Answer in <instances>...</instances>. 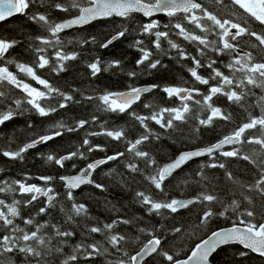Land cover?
<instances>
[{"label": "snow or ice", "instance_id": "6c2138e0", "mask_svg": "<svg viewBox=\"0 0 264 264\" xmlns=\"http://www.w3.org/2000/svg\"><path fill=\"white\" fill-rule=\"evenodd\" d=\"M33 3L34 0H0V21H5L17 13L26 14V10ZM210 3L215 5L218 11H211L203 0H70V2L59 0L53 6L65 13L75 9L77 14L74 18L63 22H53L44 13L32 14L29 18L45 28L49 35L34 38L39 43L32 48L35 59L31 64L6 60V54L16 46L18 41L0 38V125L21 115L24 110H28L25 109V104L31 106L30 110H34L44 117L58 109L67 107L68 102L73 100L72 95L62 92L47 79H43L37 74L39 69L46 67L53 72H62L65 70V61L76 59L77 53H67L63 50L64 42L59 34L64 29L73 25L89 24L103 18L119 17L128 20L134 13H142L149 20L140 24L139 31L154 37L151 43L157 50L161 49L162 41L167 40L169 47L177 49L181 58L191 60L192 66L188 68V72L192 78V85H166L162 88L159 84L143 88L129 85L125 91L105 92L98 97L103 102L104 110L127 113L144 129L138 138L127 141L126 152L130 153L133 158L143 161L146 168L152 167L151 174L145 178L154 186V189L159 190L165 197H167V193L163 187L164 182L175 170L194 157L208 156L211 159L210 163L202 164L197 171L196 175L201 177L199 181H196L198 184L207 180V176L204 174L205 168L224 169L226 178L233 183L237 182L233 173L227 170L225 163L218 162L215 158L217 153L224 158L235 157L248 161L259 171L254 173L252 182L243 185V187L264 200V94L260 95L254 104L247 107L241 123L215 144L194 151L181 152L174 160L163 166L157 164L149 152L140 150L139 147L145 142H150V137L153 136L148 121H154L161 129L177 130L182 125H187L190 120H195L198 121V124L194 131L199 132L201 126L208 127L216 121L234 123L233 114L215 106L214 97L217 99L221 96L226 97L227 101L245 108V101L248 97H256L255 89L264 92V0H227V2L226 0H210ZM157 13L166 15L169 18V23L161 26L159 20L154 18ZM173 21L175 22L173 23ZM252 22L258 23L260 31L254 30L250 26ZM189 25L192 27L189 28ZM161 27L167 30L162 31ZM197 29L199 34L196 32ZM128 31L127 27L117 29L99 46L108 48L114 41L124 37ZM172 31H175L177 36H182L185 40L195 43L199 56L186 53L178 43L174 42L170 38ZM212 35H215L217 39L210 40L209 36ZM89 42L96 43V37H91L90 41H82V43ZM134 46L141 53L140 58L136 61L137 65L147 64L150 69H156L160 65L159 59H151L153 53L144 47L142 40H136ZM49 47L54 49L50 55L47 53ZM209 48L216 54L214 59L207 56ZM201 57L207 59V63ZM222 57L228 58L227 63L223 62ZM221 63L227 72L218 66ZM11 64H14L16 71L10 70L9 65ZM119 65L120 61L114 60L108 67ZM88 67L93 76L102 70L99 59L90 63ZM203 68L209 70L206 77L198 71ZM104 70L106 71L107 68ZM20 74L30 77L31 80L42 86V89L25 82ZM127 75L136 77L138 73L129 71ZM196 85H205L207 88L202 91ZM14 89H19L23 96L16 98L13 93ZM153 89H160L169 100L175 98L179 103L174 107L159 108L151 104H144L145 108L150 109L149 115H140L132 111V106L140 102L141 97L145 93L152 92ZM50 97L59 98L56 101V106L42 103ZM87 99L92 100L93 97L90 96ZM254 108H260L258 115L253 114L252 109ZM199 113H204V118H201ZM92 119L95 120L96 117L94 116ZM88 123L87 120H79L75 127H68L66 130L75 131ZM65 127L60 124L57 130L33 138L15 150L0 146V155L10 160H22L24 153L37 144L46 143L61 136L62 131L59 129ZM88 135H106L114 140L127 139L123 129H105L103 132H93ZM155 138L159 139L160 137L156 135ZM224 145L233 147L231 150L221 152L220 149ZM84 146H87L86 151L77 149V151L59 157L49 154L46 159L63 168L66 161L74 158L86 159V153L104 150L101 145L91 144L87 137L82 142L81 147ZM249 148H251V155L248 153ZM124 156L125 152H117L105 159L87 163L86 167L80 169L77 175L60 176L59 180L63 181L69 190L68 199L72 200L71 189L77 188L81 184L94 183L88 177L100 165ZM72 167L75 168L76 165L73 164ZM126 167L134 173L141 171L136 163H128ZM38 179L44 182L43 185L29 183L27 177L24 180H0V193L6 194L4 198H0V264H4L6 256L10 258L16 254L23 257L24 264H52L51 258L53 257L57 258V264H81V260L86 264L89 258L110 255L108 246H111V249L116 253L122 254L119 259L110 260L108 264H141V261L147 264L145 258L151 257L153 254L161 256L169 264H211V259H214V254L218 250L232 245L242 246L244 250L238 252L241 257H246L251 252L264 258V218H262V222H254L256 214L247 208L239 213L231 227L205 232L188 249L182 259L178 257V254H170L169 251L164 250L161 237L154 233L150 234V238L135 254L130 255L124 250L126 237L113 231L114 225L117 223L115 220L102 226H93L88 230L90 234L103 233V241L94 240L91 243L75 244L71 252L66 253L64 246L67 244L68 238L74 236L75 233L63 230L57 224L40 223L35 218L42 214H48L55 206V193L50 186L51 181L55 178L40 176ZM95 187L103 188V185L95 184ZM9 193L19 194L20 199L13 197L11 202H8L7 194ZM40 197H46L47 203L38 208L35 216L30 214L25 217L23 210L32 206L34 202H40ZM136 197L142 205L148 207L149 212L156 214H160L162 209L176 213L179 209L188 208L196 201L207 202L202 216L198 217L199 223L193 226L194 231H202L213 216H225L230 209L235 213L241 207V202L233 199L230 204L222 205L224 211H213L212 206L222 202L217 195L207 191L206 187L194 199L188 200L176 198L156 200L145 192H137ZM243 200L248 204L253 203L252 197L249 195L243 196ZM61 210L63 211V209ZM70 211L72 214L67 216L68 220H72L73 215L86 214L87 210L83 204L73 203ZM17 220L20 223H17ZM122 222L129 223L127 220ZM21 224L25 227H22ZM140 231L144 232L145 229L141 228ZM174 231L179 233L181 229L176 228ZM11 264H14V261Z\"/></svg>", "mask_w": 264, "mask_h": 264}, {"label": "trees", "instance_id": "16d2710c", "mask_svg": "<svg viewBox=\"0 0 264 264\" xmlns=\"http://www.w3.org/2000/svg\"><path fill=\"white\" fill-rule=\"evenodd\" d=\"M55 2H59V0H34L30 8L26 10V14L18 13L0 22V38L18 41L16 46L6 54V60L31 64L35 59L32 48L39 43L34 38L49 35L45 28L29 18L32 14L44 13L53 22L76 14L75 9L67 13L56 9L53 6ZM203 2L211 11H218L217 7L210 3V0H203ZM154 18L159 20L161 26L169 23V18L164 14L157 15ZM148 20L149 18L134 13L132 18L128 20L119 17L103 18L86 26L61 32L59 35L64 42L63 50L67 53H77L76 59L65 61V70L62 72H53L46 67L39 69L37 74L41 78L47 79L49 83L62 92L72 95L73 100L68 102L67 107L58 109L56 112L44 117L34 110H30L31 106L25 104V109L28 110H24L21 115H17L12 120L0 125V146L12 150L40 135L50 134L52 131L57 130L60 124L66 126L64 129H59L62 131L61 136L55 137L46 143L37 144L24 153V159L22 160H10L0 155V180H24L27 177L29 183L43 185L44 182L39 180L38 177L52 176L55 178L50 183L55 193V206L51 208L48 214H42L35 218L40 223L57 224L63 230L75 233L74 236L68 238V242L64 246L66 253H70L75 244L91 243L94 240L103 241V233L90 234L88 230L93 226H102L115 220L117 223L114 225L113 231L126 237L124 250L130 255L150 238V234L154 233L161 237L164 250L169 251L170 254H178L179 258H183L184 254L193 246L195 241H198L200 236L205 232L232 224L245 208L255 212L254 222H261L264 218V200L243 187V185L251 183L254 173L259 171L248 161L235 157L224 158L217 153L215 158L218 162L225 163L227 170L233 173L237 182L229 181L225 176L224 169L205 168L204 174L207 176V180L198 184L196 181H199L201 177L196 175L197 171L202 164L210 163L211 159L205 156L191 160L176 170L164 182L163 187H165L167 193V197H165L159 190L154 189V186L145 178L151 174L152 167L146 168L143 161L139 158H133L130 153L126 152L127 141L138 138L144 129L127 113L104 110L103 102L98 97L105 92L124 91L129 85L138 87L159 84L161 88L166 85H192V78L188 72V68L192 66L191 60L181 58L177 49L169 47L167 40H163L161 49L157 50L155 45L151 43L154 37L142 34L139 31L140 24L146 23ZM250 26L254 30L260 31L257 22H252ZM121 27H127L129 30L124 37L114 41L106 49L99 46ZM188 27L191 28L192 26L189 25ZM160 30L165 31L167 29L161 27ZM196 32L199 34L198 29ZM91 37H96V43H82L84 40L90 41ZM170 38L178 43L186 53L199 56L195 43L185 40L182 36H177L175 31L170 32ZM209 39H217V37L212 35L209 36ZM136 40H142L144 47L152 51L151 59L161 61L156 69L148 68L147 64H136L141 56L138 48L134 46ZM53 51L54 49L51 47L47 49L49 55ZM207 56L214 59L216 54L209 48ZM97 59L101 61L102 70L93 76L88 65ZM201 59L205 58L201 57ZM222 59L224 63H227V57H222ZM114 60H119L120 65L108 67ZM205 63H207V59H205ZM218 66L221 67V70L227 72L222 63ZM9 68L16 71L14 64L9 65ZM105 68H107L106 71ZM129 71H136L138 75L129 77L127 75ZM198 71L206 77L209 70L203 68ZM20 75L21 78L25 79V82L39 88L30 77ZM196 86L202 91L207 88L205 85ZM255 92L256 97L250 96L245 101V108L227 101V98L223 96L219 99L213 98L215 106L233 114L234 123L216 121L211 126H201L200 131L196 132L194 128L197 126L198 121L195 120H190L187 125H182L177 130L161 129L154 121H148L153 136L150 137V142H145L139 146L140 150L149 152L157 164L161 166L181 150L203 147L215 142L240 124L244 119L247 107L254 104L256 99L264 94L260 89H255ZM13 93L16 98L23 96L19 89H14ZM90 96L93 97L92 100L87 99ZM57 99L59 98L50 97L42 103L56 106ZM178 103L179 101L175 98L169 100L160 89H153L152 92L145 93L141 97V101L134 104L131 110L140 115H149L150 109L145 108L144 104H151L159 108L174 107ZM252 111L253 114L258 115L260 108H254ZM199 114L201 118H204V113ZM94 116L96 117L95 120L92 119ZM79 120H87L89 123L83 128H77L75 131L66 130L68 127H75ZM105 129H123L127 139L114 140L106 135H88L93 132H103ZM156 135H159L160 138L156 139ZM85 137L90 140L91 144L101 145L104 150L86 153V159L74 158L66 161L63 168L46 159L49 154L59 157L77 151V149L86 151L87 146L81 147ZM232 147L220 151H228ZM117 152H125V156L100 165L91 174V180L94 183L92 185H82L77 190H71L72 200L68 199L67 193L69 190L63 187V183L59 180L60 176L74 173L78 169L86 167L87 163L93 160L106 158ZM248 153L252 154L251 148L248 149ZM128 163H136L141 171L132 172L126 167ZM73 164L76 165L75 168L72 167ZM95 184H101L103 188H96ZM205 187L207 191L217 195L222 202L214 204L212 206L213 211H224L222 205L230 204L233 199L241 202V207L235 213L230 209L225 216H213L202 231H194L193 226L199 223L198 217L202 216L207 202L200 203L196 201L188 208L179 209L176 213H172L168 209H162L160 214H156L155 212H149L148 207L142 205L136 197L137 192L150 194L156 200L195 197L200 191L205 190ZM5 195L0 193V198H4ZM245 195L252 197V204H248L247 201L243 200ZM13 197L20 199L19 194L9 193L7 194L8 202H11ZM46 203L47 198L40 197V202H34L32 206L25 208L23 215L25 217L30 214L35 216L38 208ZM73 203L83 204L87 211L86 214L73 215V219L68 220L67 216L72 214L70 210ZM125 220L129 223L122 222ZM17 223H20V221L17 220ZM21 226L25 227L23 224ZM141 228L145 231L141 232ZM176 228H180L181 231L179 233L175 232L174 229ZM108 247L110 248V255L89 258L86 264H108L110 260L114 261L121 257V253H116L111 249V246ZM242 250L244 249L237 245L227 246L218 250L214 254V259H210L213 264H264V258L250 252L246 257L239 256L238 252ZM51 260L52 264H57L56 257L51 258ZM12 261H14V264H24L23 257L20 254L4 258V264H11ZM81 264H85V262L81 260ZM147 264H169V262L163 260L161 256L153 254L147 259Z\"/></svg>", "mask_w": 264, "mask_h": 264}, {"label": "water", "instance_id": "95a60500", "mask_svg": "<svg viewBox=\"0 0 264 264\" xmlns=\"http://www.w3.org/2000/svg\"><path fill=\"white\" fill-rule=\"evenodd\" d=\"M18 14V13H17ZM77 14V13H76ZM76 14H74V15H72V16H69V17H66V18H63V19H61V20H59V21H57V22H63V21H66V20H70V19H72V18H74V16L76 15ZM136 14H139L140 16H142V17H144L143 16V14L142 13H136ZM160 14H163V13H157V14H155V16H157V15H160ZM14 15H16V14H14ZM13 15V16H14ZM10 18V17H9ZM145 18H148V17H145ZM8 19V18H7ZM99 20V19H98ZM95 21H97V20H95ZM0 22H2V21H0ZM92 22H94V21H92ZM91 22V23H92ZM90 24V23H89ZM86 25H88V24H85V25H73V26H71L70 28H66V29H64L62 32H64V31H68V30H71V29H74V28H80V27H83V26H86ZM148 86H150V85H143V86H138V87H141V88H143V87H148ZM125 91V90H124ZM221 139V138H220ZM219 140V139H218ZM218 140H216L215 142H213V143H211V144H215V143H217L218 142ZM211 144H208V145H206V146H203V147H196V148H191V149H185V150H181V151H179L171 160H169V161H167V162H165V163H163L161 166H163L164 164H167V163H170L172 160H174L181 152H187V151H194V150H197V149H201V148H205V147H207V146H210ZM231 145H224V147L223 148H226V147H230ZM222 148V149H223ZM221 150V149H220ZM202 157H205V156H202ZM202 157H194L192 160H194V159H199V158H202ZM99 159H105V158H99ZM99 159H96V160H99ZM96 160H93V161H91V162H94V161H96ZM191 161V160H190ZM189 162V161H188ZM90 163V162H89ZM187 163V162H186ZM185 163V164H186ZM184 164V165H185ZM184 165H182V166H184ZM181 166V167H182ZM83 168H85V167H83ZM80 169H82V168H80ZM80 169H78L76 172H74V173H70V174H66V175H64V176H74V175H77L78 174V172H79V170ZM180 169V168H179ZM178 170V169H177ZM176 171V170H175ZM174 171V172H175ZM173 172V173H174ZM92 174V173H91ZM89 179H91V176L90 177H88ZM62 183H63V187L64 188H66L65 187V185H64V182L63 181H61ZM85 184H88V183H85ZM85 184H81L80 186H82V185H85ZM93 183H91L90 185H92ZM79 186V187H80ZM79 187H77V188H74V189H71V190H77ZM67 189V188H66ZM177 199H184V200H188V199H194V197H188V198H177ZM262 222V221H261ZM232 226V224H230V225H227V226H221V227H219V228H225V227H231ZM219 228H216V229H214V230H217V229H219ZM147 242V240L144 242V243H146ZM143 243V244H144ZM143 245H141L140 247H139V249L142 247ZM237 246H239V245H237ZM240 248H242V246H239ZM138 249V250H139ZM243 249V248H242ZM137 250V251H138ZM251 253V252H250ZM133 254H135V252L133 253ZM132 254V255H133ZM252 254H254V253H252ZM254 255H256V256H258L257 254H254ZM148 257H146L145 259H147ZM184 258V257H183ZM182 259V258H181ZM143 263V261H141V264ZM211 264H213L212 262H211Z\"/></svg>", "mask_w": 264, "mask_h": 264}, {"label": "rangeland", "instance_id": "374dc122", "mask_svg": "<svg viewBox=\"0 0 264 264\" xmlns=\"http://www.w3.org/2000/svg\"><path fill=\"white\" fill-rule=\"evenodd\" d=\"M37 84V83H36ZM38 85V84H37ZM39 86V88H41L42 89V86H40V85H38Z\"/></svg>", "mask_w": 264, "mask_h": 264}, {"label": "flooded vegetation", "instance_id": "af4514ba", "mask_svg": "<svg viewBox=\"0 0 264 264\" xmlns=\"http://www.w3.org/2000/svg\"><path fill=\"white\" fill-rule=\"evenodd\" d=\"M148 259V258H147ZM147 259H145L146 261H147ZM142 264H144V261H143V263Z\"/></svg>", "mask_w": 264, "mask_h": 264}]
</instances>
